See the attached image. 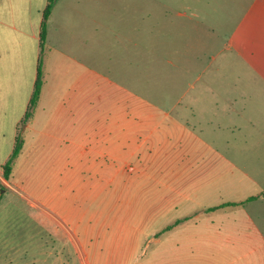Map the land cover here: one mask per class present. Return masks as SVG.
I'll return each mask as SVG.
<instances>
[{
  "label": "rangeland",
  "instance_id": "1",
  "mask_svg": "<svg viewBox=\"0 0 264 264\" xmlns=\"http://www.w3.org/2000/svg\"><path fill=\"white\" fill-rule=\"evenodd\" d=\"M73 1L59 0L61 4ZM77 1L88 10H94V4L102 5L105 75L127 89L114 91L113 96L105 91V101L112 98L118 102L113 109L120 120L117 125L105 121L103 134H153L150 169L122 172L121 178L123 174L137 180L130 187L95 186L106 177L99 172L96 176L80 173L88 186L71 188L69 206L75 219L82 206L86 214L82 225L88 233L77 235L69 233L70 227L62 219H54L50 203L37 204L31 197L34 194L48 200L47 194L59 188L57 172L26 168L17 193L10 186L3 187L8 200L14 198L4 211L9 241L20 244L23 250L18 253L26 256L37 254V250L25 248L38 244L41 263L53 258L55 264H184L196 247L198 257L189 260L194 264H264V240L255 244L250 235L255 227L264 232V75L257 70L260 66L255 54L264 41V0ZM31 62L29 52L24 58L18 109L22 103L26 108ZM139 98L156 106L151 107L146 124L138 108ZM104 119H108L106 114ZM29 122V118L24 122L28 131L23 134L24 150L33 137ZM158 134H203L206 141L208 134H223L229 145L221 148L219 140L217 150L232 164L226 170L227 183H219V172L215 171L200 178L215 179L216 185L191 187L192 180L198 179L196 163L203 160L200 155L182 154L171 157L179 168L168 174L175 178L172 182H178L168 184L167 194L160 193L164 189L158 183L143 185V179L154 182L166 176L167 170L160 165L159 145L154 144ZM111 174L106 172L105 176ZM60 189L63 193L64 188ZM19 193L24 202H19ZM97 195L98 202H91ZM254 196L261 198L249 201ZM145 198L152 201L150 219L144 216ZM209 203L228 205L216 211L211 220L201 216L197 227L191 217L178 235H165L163 230L171 221L194 216ZM176 204L179 209L175 211ZM166 208L175 211L171 214L174 219L160 218ZM63 209L61 202L57 210L63 214ZM37 211L38 220L34 217ZM209 226L224 234L212 235ZM176 243L182 251L178 263L173 256ZM168 246L173 248L166 252Z\"/></svg>",
  "mask_w": 264,
  "mask_h": 264
},
{
  "label": "crops",
  "instance_id": "2",
  "mask_svg": "<svg viewBox=\"0 0 264 264\" xmlns=\"http://www.w3.org/2000/svg\"><path fill=\"white\" fill-rule=\"evenodd\" d=\"M48 5L49 0H0V264H55L53 258L42 260L41 263L38 244H35L36 247L33 245L30 248H25L28 251L35 249L37 254L32 253L27 256L19 254L18 251L23 250L20 244L10 242L6 236L4 211L14 198L10 197L8 200V194H4L3 187L10 186L16 192L17 188L24 183L22 174L26 168L36 172H57L55 173V180L59 188L52 190L49 188L51 191L47 194L48 200H45L44 197L38 199L40 197H36L34 194L31 197L36 200L34 201L37 204L45 203V201L50 203L48 207L56 213L53 215L54 219L57 217L62 219L65 226L70 227L69 233L72 234L73 231L78 235L79 232L81 234L83 232L88 233V228L84 229L82 225L86 214L82 213L81 206L79 209L80 216L75 219L73 209L69 204H71L73 197L72 187L84 188L88 186L80 173L83 171L93 172L96 176L99 172L103 177H106L105 182L103 178L102 182L95 183V186L112 184L116 187H130L137 180L125 178L126 175L123 174V178H121V173L142 167L149 170V164L152 161L153 134L150 132L147 134L143 132V134L138 135L103 134L106 123L117 125L120 120V116L113 109L114 105L118 106V102L114 103L112 98L105 101V91L113 96L114 91L117 93L118 90L122 89L126 92L127 89L117 85L109 75H105L102 5L94 4L92 5L94 10H88L86 4L77 0L65 4H61L57 0L47 22V36L43 50L41 49V26L44 11ZM262 9L264 10V5ZM58 10H64V13L59 14ZM99 12H101V17ZM262 25L264 26V24ZM29 52L32 59L29 94L26 108L22 103L18 109L19 87L24 80V58ZM255 54L260 66L257 70L264 75V41ZM39 70L42 71L44 79L40 97L29 117L30 124L28 127L33 134L32 141L26 142L27 148L23 149L21 156L16 161L13 175L10 180H7L4 177V166L11 158L17 137L20 135L24 138L23 134L28 132L25 131L27 125L24 126V122L30 110ZM138 101L140 115L146 124L151 107L155 105L143 98H139ZM105 114L108 117L106 120L104 119ZM222 135L208 134L207 141L203 134H158V136H154V144L155 146L159 145L160 158L161 161L163 160L160 164L161 168L167 172L165 178L161 176L154 182L149 178L143 179V185L149 186L152 183H158L159 187L164 189L160 193L167 194L168 184L178 182L176 180V182H172L175 178H171V175L168 174V172L179 168V164H174L171 157L182 154L200 155L201 160H203L196 163L195 169L198 173V179L192 180L191 187L194 185L198 187L202 184L209 187L216 185L215 179L201 181L203 178H200L203 173L210 174L215 171L219 172V183H227L225 181L226 170H230L232 164L223 155V151L217 150L220 145L219 140L223 144L220 145L221 148L226 144L229 145ZM156 139L157 141H155ZM40 149L42 151L38 152ZM140 155L141 157L137 159ZM216 155L219 158L218 163H216ZM137 160H139L138 166H136ZM106 172H112V174L105 176ZM60 188H64L63 193L60 192ZM186 189L183 191L186 192ZM58 190L59 192H57ZM52 191L54 193H51ZM17 195L20 203L25 201L23 195L20 193ZM98 195L93 197L91 202H98L100 199ZM254 197L258 198L252 201L261 198V196ZM149 199L143 200L145 205L144 216L148 219L152 216L153 208L152 201ZM61 202L64 208L63 214L57 210ZM178 203L181 205L182 201L179 200ZM173 204L172 202L171 205ZM229 204L231 206L236 205L234 203ZM227 205L228 203H209L201 211L196 210L194 216L188 214L189 217L187 218L177 217L175 221L170 222V225L166 224L167 226L163 231L166 236L172 232V235H178V230L183 228L189 219L191 220V217H193L192 220L197 227L196 221L201 216L211 220L214 213H217L216 211H223L222 208H226ZM155 209L157 212V206ZM178 209L177 206L175 211ZM173 212L166 208L163 211L164 215H161L160 218L164 221L169 218L174 219L175 217H171ZM39 215L40 213L37 211L34 217L38 220ZM208 229L212 235L224 234L221 229L216 232L215 226H209ZM250 232L251 240L255 241V244L264 240L262 229L255 227ZM161 247H164V244ZM165 247H167L166 243ZM168 247L166 252H169L173 247L175 248L176 252L173 256L176 257L178 263L182 258L180 246L176 243L173 247ZM164 249L162 248V250ZM197 253L196 247L191 249V256L188 255L189 260L197 258ZM189 260L185 261L184 264H194V261L189 262ZM195 264H199L198 261Z\"/></svg>",
  "mask_w": 264,
  "mask_h": 264
},
{
  "label": "trees",
  "instance_id": "3",
  "mask_svg": "<svg viewBox=\"0 0 264 264\" xmlns=\"http://www.w3.org/2000/svg\"><path fill=\"white\" fill-rule=\"evenodd\" d=\"M55 1L56 0H49V5L47 6V8L44 11V19H43L42 26H41V49H43V50L45 48V43H46L47 22H48V19H49V16H50V13H51V10H52V7H53ZM43 79H44L43 73L41 70H39L37 82L35 85V90L33 92V96H32L31 103H30V110L33 109V107L36 105V103L40 97L41 89L43 86ZM30 110L27 113L26 118H29L31 116ZM23 149H24V140H23L22 136L19 135L16 139V144H15L13 153L11 155V158L9 159L7 164L4 166V177L7 180H10L11 176L13 175L15 165H16V161L21 156ZM257 198L258 197H252L249 199V201L256 200Z\"/></svg>",
  "mask_w": 264,
  "mask_h": 264
}]
</instances>
